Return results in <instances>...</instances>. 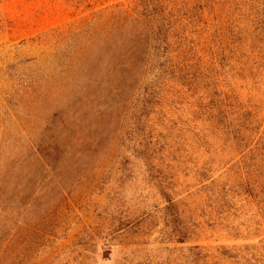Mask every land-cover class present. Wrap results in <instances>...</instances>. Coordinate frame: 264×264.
Wrapping results in <instances>:
<instances>
[{
  "label": "rangeland",
  "instance_id": "1",
  "mask_svg": "<svg viewBox=\"0 0 264 264\" xmlns=\"http://www.w3.org/2000/svg\"><path fill=\"white\" fill-rule=\"evenodd\" d=\"M199 2L164 0L156 19L143 0H0V264L264 263V209L240 187V152L198 110L210 92L190 97L155 50L164 21L166 66L187 51L215 68L202 70L223 96L260 107L248 136L263 138L264 71H249L264 0ZM225 26L245 38L243 77L216 70Z\"/></svg>",
  "mask_w": 264,
  "mask_h": 264
},
{
  "label": "trees",
  "instance_id": "2",
  "mask_svg": "<svg viewBox=\"0 0 264 264\" xmlns=\"http://www.w3.org/2000/svg\"><path fill=\"white\" fill-rule=\"evenodd\" d=\"M163 1L164 0H143L145 10H148L147 12L155 16L156 19H162V14L166 9L161 5ZM201 1L202 0H200L198 7L203 9L206 5H203ZM205 1L213 3L214 0ZM157 26L155 50L157 54H160L161 60L159 68L162 73H166L165 75H171L172 78H177L182 85V89H185V92H188L190 97L197 96L202 89L210 92L211 98L207 102L200 103L198 110L202 116L207 118L208 122L213 127L212 133L215 131H222L234 139L240 154L233 166L236 165V162L238 164H243V168L247 174L246 180L240 183V187L243 189L247 198L254 200L264 209V137H257L261 129V124L258 123V117L262 110L259 111L260 107L257 106L245 108L242 103L238 102L237 97L234 95L223 96V92L218 89V85L212 81V72L202 70L205 68L209 71H213L215 68L207 67L204 63L201 64L202 60L199 59L196 61L194 56H192V58H187V51H184L182 54L184 57L183 60L178 63L170 62V66L167 67L166 64L168 60L165 56L170 52L172 47L168 43L165 30H162L163 26H166L165 22L162 21L158 23ZM240 34L242 33L237 31L236 26L221 27L215 32L213 41L216 44V48L213 49V54L216 56L219 65L216 69L217 72H219V68L224 71L226 67H229L233 77L244 76V70L246 69L244 67L248 62L242 60L243 57L247 58V56L243 51V39L245 38L243 37L242 39V35ZM255 41L258 42V45L252 46V52H255V49H259V51L257 55L253 57L257 69H252V72L249 71L253 76H257L264 71V26H258L255 30L254 42ZM186 60L189 61L186 62ZM234 62H236V64ZM151 91H154V94L152 93L151 99L143 104L144 110L139 120H142L144 117L147 119L149 115V106L153 105L156 101L158 92L157 90L155 91V88H152ZM232 96H234L236 103H234ZM248 133H256L257 136L255 139H258L256 141L255 139L251 141ZM248 156L250 158L247 159ZM238 172L241 171L238 170ZM203 175L208 177L205 173ZM227 187V183L222 187L223 196L221 202H223L222 207L224 208L226 205L229 206L227 200H225L227 192L230 190V188L228 189ZM167 199L169 202L168 208H171L170 223L173 228L172 232L177 237L176 239L181 241L185 239L186 234L180 228L181 225L179 222L181 220L179 212L172 199Z\"/></svg>",
  "mask_w": 264,
  "mask_h": 264
}]
</instances>
